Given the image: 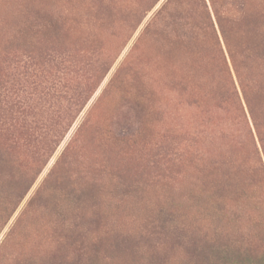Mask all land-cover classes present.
I'll list each match as a JSON object with an SVG mask.
<instances>
[{
	"label": "rangeland",
	"instance_id": "374dc122",
	"mask_svg": "<svg viewBox=\"0 0 264 264\" xmlns=\"http://www.w3.org/2000/svg\"><path fill=\"white\" fill-rule=\"evenodd\" d=\"M156 1L0 0V73L9 75L13 65L9 60L11 53L32 46L29 44L32 38L27 43L29 36L20 34L27 21L37 13H50L73 27L79 44L74 50L59 46L47 47L48 50L35 48L33 72L42 83L54 79L58 73L55 64H49L51 68L44 71L41 67L48 63L47 54L57 51L55 61L61 64L69 58L78 72L71 71L63 77L60 96L63 97L65 85L67 98L80 86L91 88L88 102L47 165L37 178L33 176L21 203L13 210L6 208L8 195L14 193L17 180L32 170L36 162L35 148L32 149L26 136L33 117L30 110L18 113L14 108H0V144L8 147L13 156L12 168L6 176H0V264H70L76 258L90 264L93 244L112 249L120 238L128 236L139 246V253L151 254L148 264H161L156 259L152 262V257L159 253L160 242L169 248L163 264H200L198 255L204 258V264H220L218 249L223 242V229L228 226L236 230L240 219L250 218L253 212L255 217H264V203L260 204L259 199L256 209L246 206L240 209L237 203L229 202L216 215L207 207L210 203L206 197L191 193V180L196 175L194 167L211 166L221 151L230 149L247 165L254 164V158L259 157L248 129L251 120L249 115L248 122L244 119L240 100L246 112L243 91L250 97L252 92L264 93V60L260 58L264 52L257 51L252 58L242 60L234 47L236 57L231 61L214 12L227 18L228 27L247 16L264 21V0H177L172 5L171 10L178 11L179 33L193 34L202 44L199 54L202 65H196V73L186 70L190 65L183 68L184 73L196 77H192L187 92L192 96L190 99L173 89L172 79L164 77L158 67L160 61L152 58L157 49L152 33L164 30L173 39L175 25L170 17L155 19L166 0H160L152 9ZM204 12L211 14L216 32ZM105 14L115 16L108 26L101 17ZM184 23L188 26L182 27ZM147 26L150 31L145 30ZM255 35L258 45L264 46V29L255 31ZM88 59L93 65L107 63V71L95 84L90 80V71L79 72ZM13 77L15 83L25 79ZM136 77H139V89L134 87ZM199 82L206 84L203 90L196 85ZM213 88L220 89L221 98L207 95L204 98L206 91ZM48 98L51 100L45 102L56 104L58 109L64 106V99L54 95ZM45 116L51 114L44 113L41 118L38 113L36 118L42 120ZM5 121L6 125L1 124ZM119 127L130 136L124 143L114 136ZM136 127L138 137L132 132ZM30 132L31 138L37 137L34 128ZM98 140L113 147L123 143L122 146L130 148L137 143L132 150L136 156L147 158L152 169L147 178L149 184L127 185L139 189L126 191L114 177H103L104 186L93 183L90 189H83L88 186L83 181L88 177L87 159L92 154L100 157L90 146ZM257 143L262 154L264 147ZM175 148L182 153L173 158L168 154L176 152ZM161 149L167 153L162 157L156 154ZM87 193L93 194V200L83 197ZM117 204L122 207L117 209ZM239 211L242 217L235 216ZM98 217L103 223L99 228ZM162 217H168L169 221L160 230ZM169 236L178 243H173ZM189 246L196 251L187 252L184 247ZM104 261L110 264L109 257Z\"/></svg>",
	"mask_w": 264,
	"mask_h": 264
},
{
	"label": "trees",
	"instance_id": "16d2710c",
	"mask_svg": "<svg viewBox=\"0 0 264 264\" xmlns=\"http://www.w3.org/2000/svg\"><path fill=\"white\" fill-rule=\"evenodd\" d=\"M159 1L160 0L156 1L152 9ZM176 1L177 0H166L155 14V19L157 20H164L170 17L171 22L175 24L176 27L174 25L173 39H171L164 30L152 33L157 42V49L154 50L152 58L160 61L158 67L161 68L164 77L172 79L170 84L173 86V89L181 96H187L190 99L192 96L187 94V92H189L188 90L191 87L193 78L196 77L190 76L189 73H184L183 68L190 65L186 70L196 73V65H202V58L199 56L202 44L199 38L194 37L193 34L186 36L179 33L181 23L176 24V21L179 19L178 11L171 10L172 5ZM204 14H206L216 32L211 14L209 12H204ZM36 15L37 16L27 21L26 28L22 29L20 32L23 37L29 36L26 39L27 43L32 38L29 44L32 45L30 47L34 50L30 47H24L11 53L9 55V60L13 65H11L9 75L0 73V108H14L18 113H24L30 110V114H32L33 117L27 129L26 136L27 140H30L29 145L32 146V149L35 148L34 155L36 157V162L32 170L24 173L20 179L17 180L13 187L16 189L14 193L8 195V206L6 208H11L12 210L17 208L21 203L27 187L33 181V176L36 175L37 178L44 166L47 165L63 137L71 128L81 108L88 102L89 96L91 95H89L91 88L87 89L80 86L73 96L67 98V86L65 85L63 87V97L60 96L62 92L59 89L63 82V77L66 78V75L71 71L74 73L78 72L74 71L69 58L67 61L61 62V64L55 61V56H58V53H56L57 51L47 54L46 58L48 59V63H45L41 67V70L44 71L50 66L49 64H55L58 73L54 79H47V81L42 83L39 77L33 72L32 60L36 54L35 48L40 50V48L59 46L63 48L69 47V50H74L79 44V37L75 35L72 26H67L66 23H62L59 18H56V16L50 13H37ZM214 16L231 61L234 62L236 57L234 47L237 48L242 60L252 58L257 51L264 52V46L258 45V42L255 40V31L264 29V21L260 20V18H253V16L242 17L241 20L232 24L234 28H232V26H229V28L227 26V18L222 16L218 11L214 12ZM101 17L106 21V23H104L105 26L113 22V18L115 19V16L113 17L111 14L101 15ZM185 26H188V23L182 25V27ZM146 29L147 31L148 29L149 31L151 30L150 26H147L145 30ZM40 31L42 35L37 34ZM216 36L218 35L216 34ZM48 49L50 48L46 50ZM42 53H44V51ZM260 58L264 60V55H260ZM50 68L51 67H49V69ZM38 70L39 69H37V71ZM83 71H90V80L95 84V81L100 78L102 73L107 71V63L105 64L103 62L99 65H93L92 61L88 59L82 63L79 72L83 74ZM179 73H182V75L178 77ZM15 75L22 78L24 76V81L15 83L13 80V76ZM134 80L135 89H139V77L134 78ZM196 85L203 90L206 84L204 82H199ZM30 91L34 93H30ZM236 94L239 99L237 90ZM52 95L64 99V106L62 109H58L56 104L45 102L51 100L48 97ZM205 95H207V97L218 96L221 98L220 89L216 88L206 91L204 98H207ZM223 96L226 97L225 94ZM243 101L247 111L245 112L242 101L240 100L242 114L246 122L249 121V115L252 126H249L248 129L250 135L253 137L254 145L259 155L257 159L254 158V164L247 165L243 159H237V155L229 151L230 149H225L219 153L217 158L212 160L211 166H209L211 168L206 166L194 167L196 175L191 180V193L193 195H198L200 193L203 197H206L207 202L209 201L210 203L207 204V207H210L216 215L222 212V210L224 211L229 202L237 203L240 209H243L245 206L247 208L251 207V209H256V201L258 199L260 200V204L264 203V149L261 147V154L257 143L259 141L264 147V122H262L264 121V93L257 94L252 92L250 97L248 93L246 94V92L243 91ZM136 109L137 116L139 117V103L136 105ZM38 113L41 118L44 117V113H49L51 116H45L44 119L38 120V118H36ZM1 124L6 125V121ZM31 128H34V131L38 133L36 138H31ZM136 129L137 130L132 132L136 133L138 137L139 128L136 127ZM114 136L124 140L123 143L130 137L128 131L122 130L120 127L114 131ZM143 139H145V137H143ZM122 145L113 147L103 144L100 140L97 142L93 141L90 144L92 149H94L100 157L92 154V156L87 159L85 168L88 177L83 178V181L84 184H88V186L83 187V189H90L89 186H93V183L104 186L102 183L103 177H111L112 179L114 177L118 180L117 183L119 186L126 191H135L138 188L127 187V185L139 184L144 187L149 184L150 179L147 178L150 176L152 169L147 165V158H141V154L136 156L137 153L132 150L137 143L130 148L126 147V145ZM162 150L163 149L156 152L160 157L167 154L166 151L164 152ZM175 151L177 153L169 151L168 155L174 158L182 153V151L177 148H175ZM12 157L9 148L0 144V176H6L12 168L10 166V162L13 163ZM125 160L128 163H125ZM120 162L124 163V165L120 164ZM255 162L257 164L256 166ZM83 197L93 200L92 193H87L83 195ZM123 202L124 201H121V203ZM116 207L120 209L122 204H117ZM235 216L242 217L240 211L239 214L237 213ZM255 216L253 212L250 218L242 217L240 219V225L238 226L236 224L235 226L237 227L236 230H232L234 227L228 226L223 229V242L218 249L221 258L219 260L220 264H264V217H260L259 215H257V217ZM159 219V229L161 230L169 221V218L162 217ZM96 222L97 228L103 224L99 217L96 218ZM131 238V236L120 238L121 240L115 243L112 249L107 247L98 248L97 245L93 244L89 256V259L92 260L90 264H93V261L96 264H104L106 262L104 261L106 257L110 258V264H148L151 262V254L139 253V246L135 244ZM169 238H171L173 243H178L175 238L171 236H169ZM145 239L148 241L147 238ZM160 243L161 244L158 246L159 253H157V256L152 257V262L156 259L163 264V260L169 248H165V246H167L166 243ZM184 248L187 252L189 250L192 252L196 251L194 248L190 249V246L189 248ZM103 254H108V256L101 259L100 256ZM197 257L200 264H204V258L199 255ZM70 264L84 263L80 258H76L73 262H70Z\"/></svg>",
	"mask_w": 264,
	"mask_h": 264
}]
</instances>
